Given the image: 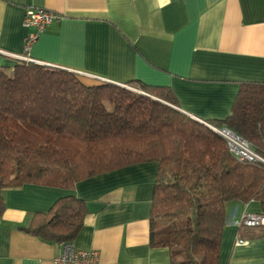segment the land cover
Returning <instances> with one entry per match:
<instances>
[{"label": "crops", "instance_id": "0c3cea01", "mask_svg": "<svg viewBox=\"0 0 264 264\" xmlns=\"http://www.w3.org/2000/svg\"><path fill=\"white\" fill-rule=\"evenodd\" d=\"M30 6L65 17L25 51ZM21 56L76 72L88 84L167 86L177 108L210 124L231 113L243 83H264V0H0V68L12 71ZM158 167L137 163L73 188H3L0 264H55L59 243L23 227L70 194L88 204L76 245L97 250L98 264H174L168 246L152 244ZM244 213H262L260 201L228 206L219 264H264V226L241 225Z\"/></svg>", "mask_w": 264, "mask_h": 264}, {"label": "trees", "instance_id": "16d2710c", "mask_svg": "<svg viewBox=\"0 0 264 264\" xmlns=\"http://www.w3.org/2000/svg\"><path fill=\"white\" fill-rule=\"evenodd\" d=\"M131 85L143 92L25 60L0 68V215L5 187L73 188L154 161L152 244L168 246L174 264H219L228 206L258 200L264 213V162L238 160L221 134L175 108L169 87ZM209 123L232 129L264 157V83H243L231 113ZM87 213V201L70 194L23 229L49 242L73 240Z\"/></svg>", "mask_w": 264, "mask_h": 264}, {"label": "built area", "instance_id": "2783aa9c", "mask_svg": "<svg viewBox=\"0 0 264 264\" xmlns=\"http://www.w3.org/2000/svg\"><path fill=\"white\" fill-rule=\"evenodd\" d=\"M64 17L65 14L48 8L38 6L26 8L24 24L33 29L25 38V51L30 50L33 43L48 25L53 22H58ZM21 57L25 61L37 62L27 56ZM54 67L62 68L61 66ZM125 86L130 87L129 85ZM139 91L142 92L141 90ZM212 127L226 139L230 152L238 160H259L264 162V157L256 151L247 139L228 127ZM240 224L246 226H264V213H244L241 217ZM59 245L60 252L53 259L55 264H98L99 252L95 249L86 250L78 248L74 239L60 242Z\"/></svg>", "mask_w": 264, "mask_h": 264}, {"label": "rangeland", "instance_id": "374dc122", "mask_svg": "<svg viewBox=\"0 0 264 264\" xmlns=\"http://www.w3.org/2000/svg\"><path fill=\"white\" fill-rule=\"evenodd\" d=\"M130 87H132V88H134V89H132V88H130V87H127V86H125V87H127V88H129V89H132V90H135V91H138V92H140L139 90H141L140 88H138V87H135L134 85H131V84H128ZM142 91V90H141ZM143 92V91H142Z\"/></svg>", "mask_w": 264, "mask_h": 264}, {"label": "water", "instance_id": "95a60500", "mask_svg": "<svg viewBox=\"0 0 264 264\" xmlns=\"http://www.w3.org/2000/svg\"><path fill=\"white\" fill-rule=\"evenodd\" d=\"M119 85H121V84H119ZM122 86H125V85H122ZM175 107V106H174ZM175 108H177V107H175ZM177 109H179V108H177ZM180 110V109H179ZM195 119H197V118H195ZM197 120H199V119H197ZM199 121H201V122H203V123H205L206 125H208L209 127H211V128H213L210 124H208L207 122H205V121H202V120H199Z\"/></svg>", "mask_w": 264, "mask_h": 264}]
</instances>
